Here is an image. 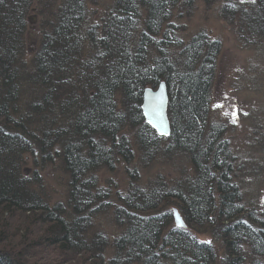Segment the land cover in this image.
Segmentation results:
<instances>
[{
  "label": "trees",
  "instance_id": "1",
  "mask_svg": "<svg viewBox=\"0 0 264 264\" xmlns=\"http://www.w3.org/2000/svg\"><path fill=\"white\" fill-rule=\"evenodd\" d=\"M190 1L115 0L93 22L87 0H0V264H263L264 213L244 202L238 156L225 126L210 121L222 44L206 32L186 39L175 23ZM204 1L237 24L243 46L264 48V0ZM33 10L42 39L27 66ZM241 78L237 93L262 95V70ZM161 83L168 138L141 110L144 91ZM255 110L246 117L263 142ZM132 132L144 161L182 155L193 173L171 184L136 179L124 194L102 187V171L134 161ZM51 167L65 177L56 201L41 175ZM202 234L218 238L222 254Z\"/></svg>",
  "mask_w": 264,
  "mask_h": 264
},
{
  "label": "rangeland",
  "instance_id": "2",
  "mask_svg": "<svg viewBox=\"0 0 264 264\" xmlns=\"http://www.w3.org/2000/svg\"><path fill=\"white\" fill-rule=\"evenodd\" d=\"M114 1L87 0L91 20L98 22L102 15L113 6ZM238 1L241 5H252L256 2V0ZM189 5L191 8L187 11H181L182 18L175 22L184 29L182 36L189 39L199 32H206L212 39L219 40L222 44L217 65L210 121L213 124L225 126V138L238 156L237 165L242 166L241 172H238V181L244 202L264 213V141L262 142L261 139L260 143L257 139L259 137H255L256 134L251 127L252 118L247 119L246 117L254 109H256V113H259V116L264 114V87L261 88L262 95L256 98L255 95L251 96L245 92L237 93L232 86L237 78L251 76L256 70L264 72V48L257 51V48L243 46L244 43L242 44L237 38V24L231 25L229 18L224 19L220 13V5H207L204 0H191ZM40 18V13L38 14L37 10H33L28 20L24 55L27 66L32 64L41 45ZM237 112L238 115H234ZM126 136L131 141L135 159L130 165L124 162L119 163L113 172L102 171L98 176L102 187H110L112 190L124 194L131 183H136V179H138L139 184L145 186L156 178H163L171 184L181 177L193 173L188 158L182 155L157 154L144 161L136 145L134 133H127ZM257 145L259 146L257 147ZM260 149V152H254ZM28 163L29 165L25 170L27 175L34 170L30 160ZM41 175L48 193L53 196L55 201L60 200L65 190V177L60 169L58 167L47 168ZM174 210L179 212L177 208L172 207L171 212L173 213ZM102 224L103 228L107 230L106 232L111 233L109 231L112 228L110 222L103 221ZM198 239L202 243L210 242L209 245L215 247L222 254V246L218 238H214L210 234H202L198 236ZM262 261L264 264V259Z\"/></svg>",
  "mask_w": 264,
  "mask_h": 264
},
{
  "label": "water",
  "instance_id": "3",
  "mask_svg": "<svg viewBox=\"0 0 264 264\" xmlns=\"http://www.w3.org/2000/svg\"><path fill=\"white\" fill-rule=\"evenodd\" d=\"M169 97L165 83H161L157 90L147 88L143 95L141 107L146 124L162 138L171 134V125L168 116ZM174 224L177 228L185 229L186 225L177 210L173 211ZM205 243V242H203ZM207 245L210 242L206 241Z\"/></svg>",
  "mask_w": 264,
  "mask_h": 264
},
{
  "label": "snow or ice",
  "instance_id": "4",
  "mask_svg": "<svg viewBox=\"0 0 264 264\" xmlns=\"http://www.w3.org/2000/svg\"><path fill=\"white\" fill-rule=\"evenodd\" d=\"M234 115H238V112L237 113H234Z\"/></svg>",
  "mask_w": 264,
  "mask_h": 264
}]
</instances>
